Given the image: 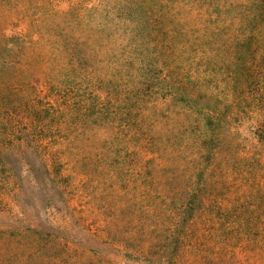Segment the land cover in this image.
Segmentation results:
<instances>
[{"label": "rangeland", "instance_id": "rangeland-1", "mask_svg": "<svg viewBox=\"0 0 264 264\" xmlns=\"http://www.w3.org/2000/svg\"><path fill=\"white\" fill-rule=\"evenodd\" d=\"M0 264H264V0H0Z\"/></svg>", "mask_w": 264, "mask_h": 264}]
</instances>
